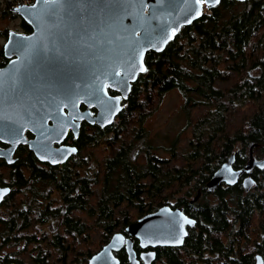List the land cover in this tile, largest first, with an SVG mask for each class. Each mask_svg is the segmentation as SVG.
<instances>
[{
  "label": "trees",
  "instance_id": "16d2710c",
  "mask_svg": "<svg viewBox=\"0 0 264 264\" xmlns=\"http://www.w3.org/2000/svg\"><path fill=\"white\" fill-rule=\"evenodd\" d=\"M23 25L26 33L32 31L24 21ZM145 64L147 71L132 85L131 94L127 101L123 100V109L116 122L105 130L97 126L94 131L91 127L92 135L83 133L77 142L92 150L103 146L110 151L111 155L103 164L90 163L89 157L85 160L79 155L77 160L72 158L62 165L45 167L29 157L26 162L9 170L11 186L23 188L31 195L13 207L10 204L18 193L11 191L0 205V209H7L5 214L0 211V258H5L0 264L10 262L1 256L2 250L18 241V232L35 224L56 227L54 231L57 235L53 237L52 229L45 232L32 229L43 238H21L43 255L38 260L34 259V264H49L47 255L61 257V254L64 264L70 254L73 256L71 264H86L75 247L77 249L81 240L85 241L88 232L101 225L105 227L103 235L107 240L115 234L117 216L114 211L122 203L137 202L143 209L144 204L151 205L145 212L151 213L157 210L158 207L153 210L156 206L152 205L158 199L156 205L160 207L184 205V211L196 224L187 228L188 236L181 254L180 248H159L153 264H211V261L218 264H256L257 254L264 264V222L259 224L258 230L249 232L251 221L264 211V171L260 172L256 167L254 174H249L255 181V187L249 192L240 183L235 186L221 185L213 192L207 189L213 173L232 155L235 158L233 169L245 167L250 147L254 144L258 145L256 154L264 157V0H223L217 7L205 9L199 20L179 31L165 51L149 52ZM174 89L187 95L189 101L195 100L189 96L194 92L200 98L197 102L214 105V111L205 121L210 123L213 133L203 142L202 132L198 134L197 144L189 154L190 163L183 168L169 170V166L164 165L166 160L148 155L139 165L140 160L136 161L138 151L132 154L135 146L129 144L131 134L128 126L138 125L136 138L143 137L145 112L140 110L145 102L142 96L146 94L149 100L154 92L161 94ZM110 94L117 93L110 90ZM197 102L194 101V104ZM138 112L140 114L136 116ZM235 113L237 116L240 113V117L235 118ZM220 132L223 134V146L217 151L213 147V139ZM93 139L97 143L90 146ZM99 139L105 141L99 145ZM141 148L150 153L144 146ZM195 162H201L200 169L194 168ZM198 176L199 179H196ZM182 181L186 184L194 181L189 192L201 188V196L192 202L197 192L192 199L187 196L181 203L179 199L174 205L169 204L172 198L163 196L164 191ZM99 185L100 201L90 207L88 203L95 196L94 187ZM54 189L59 190L61 200L50 198ZM210 195H215L217 199L211 201ZM76 212L87 215L94 225L84 222ZM60 225L64 230L60 229ZM69 237L71 244L65 247L64 239ZM47 240L50 242L47 243ZM253 240L258 245L250 248ZM50 243L51 247H48ZM28 247H24L22 254L28 252ZM134 247L138 253L141 252L137 241H134ZM205 256L209 259L205 260ZM118 257L121 264H128L125 251L118 252Z\"/></svg>",
  "mask_w": 264,
  "mask_h": 264
},
{
  "label": "water",
  "instance_id": "95a60500",
  "mask_svg": "<svg viewBox=\"0 0 264 264\" xmlns=\"http://www.w3.org/2000/svg\"><path fill=\"white\" fill-rule=\"evenodd\" d=\"M221 1L37 0L17 8L15 13L32 32H10L5 46L9 62L0 69V140L11 146L0 151V157L11 164L16 148L29 143L39 161L52 166L66 163L78 150L61 144L70 130L77 137L80 123L76 119L102 129L111 126L123 109L122 100L129 98L132 85L147 71L146 55L165 51L183 27ZM109 90L120 95L111 96ZM81 104L87 111L80 110ZM91 108L97 109L95 116ZM26 131L35 139L28 141ZM55 144L60 146L55 148ZM255 147H250L244 168L233 169L234 155L223 163L208 181V191L224 183L234 186L243 173L264 169V160L253 156ZM242 184L249 192L255 181L248 176ZM11 191L0 187V205ZM200 196L198 192L192 202ZM195 224L180 207L161 206L126 226L129 237L113 234L89 264H121L115 253L123 249L128 264H153L157 248L182 247L186 227ZM134 239L143 249L140 254ZM255 259L256 264H263L259 254Z\"/></svg>",
  "mask_w": 264,
  "mask_h": 264
},
{
  "label": "rangeland",
  "instance_id": "374dc122",
  "mask_svg": "<svg viewBox=\"0 0 264 264\" xmlns=\"http://www.w3.org/2000/svg\"><path fill=\"white\" fill-rule=\"evenodd\" d=\"M12 1L13 0H8L9 5L7 6L8 4L7 0H0V3L1 2L3 4L7 3L6 7L8 9V14L6 18L0 21V29L5 28L6 26L10 28H15L19 26L18 25L19 21L15 19L16 16L10 15L11 13H15L12 9L13 6L11 5ZM189 96L190 98L195 100L189 101L187 95H185L179 89L169 90L161 94L158 91L154 92L152 98L149 100L147 99L146 94L142 96V100L145 102V106L140 110V112L141 111L145 112L142 124L144 131L148 133L146 134L145 132H143V137L136 138L138 125L131 124L128 126V131L131 134L129 135V144H132L130 146H135L132 149V154L138 151V154L136 155L137 156L136 161L140 160L139 165H141L143 161L146 160L148 155V156H155V158L159 157L162 160H166L167 163H165L164 165H168L169 170L183 168L190 163L189 159L191 158L189 154L190 151L192 150V147L197 144L198 134H201L202 132L204 138L202 142L207 141L209 139V136L212 135L213 133L212 126L210 125V123H205V121L206 118L209 116V114L212 112L214 105L197 102L200 98H198V96L194 94V92H191ZM194 101L197 102L196 103L197 105L194 104ZM139 114L140 113L138 112L136 116H139ZM234 117L235 118L240 117V113L238 114V116L235 113ZM229 125L231 127L232 124L230 123ZM225 131L228 132L229 128L226 129ZM86 132L92 135L93 130L92 128H90L87 129ZM222 135L223 134L220 132L218 136L217 137L215 136L213 139V147L217 151H220L223 146V142H222L223 139L221 138ZM98 141L100 145V143L104 142L105 140L99 139ZM96 143L97 140L93 139L89 144L90 146H93ZM255 145L256 147L254 148V152L258 146L257 144ZM143 146L148 151H150L149 154H147L146 151H144L141 148ZM237 149H239V145L237 146ZM109 155H111L110 151L105 150L103 146L100 147L98 146L94 150L81 146L80 157L85 158V160H87V157H89L90 163L94 162L96 164L98 163L103 164L104 161L107 158H109L108 157ZM75 158H76L75 160H77L78 156H76ZM193 164L195 165L194 166L195 169L201 168L200 165L201 162H195ZM28 176L29 173L27 177ZM3 177L8 179L9 170L7 172H4ZM197 178L199 179V176L196 177V179ZM192 184H194V181H192ZM192 184H186L184 181L176 182L174 185L169 186L167 190L164 191L163 196L168 197V199L172 198L169 202V204L172 205H174V202L178 201L180 198H185L188 196L190 197V199H192V197L197 192H201V188H199L198 190L197 189L192 190V192L190 193L189 191L191 190ZM54 191L56 193H54ZM54 191L50 196V198H52L55 201L61 200L59 190L54 189ZM94 191H95V196L93 197L92 200L90 199L91 204L88 203L90 207L96 206V204L100 201L98 195H100L101 193V186L99 185L94 187ZM57 196H59V198ZM209 198L211 199V201H213L214 198L215 200L217 199L215 195H210ZM24 199H26L25 194L16 195L15 200H13V203L10 204V206L15 207L16 204H18V202H23ZM158 200L154 201L155 203H153L152 206H156V207H153V210H155L157 207L160 208L158 204L156 205V202ZM144 205L145 208L143 209L139 204H137V202H133L132 204L127 202L122 203L118 207V209L114 211V214L117 216L115 217L117 225L113 233L120 232L123 229L125 230L126 226H128L129 223H134L139 218L146 215L147 213L145 212L147 211L148 208L151 207V205H147V204ZM0 211H2L4 214L7 213V209L5 207H2ZM121 213H123V216H121ZM76 215L81 217L84 220V222L88 223L89 225L92 226L94 225V221L91 219L89 220V217L84 213L76 212ZM119 217L122 218L120 219ZM6 221L7 220L4 218V222ZM262 221L264 222V211L261 212L260 215L257 214V217L254 219L253 222L251 221L249 225L250 227L249 232L252 233L256 231V229L258 230L259 224H261ZM60 229L64 230V227L60 225ZM104 229L105 227L101 225L99 226L97 225L95 228H93L90 232L86 234L87 238L85 239V241L81 240V243L77 247V249L75 247V251L79 253L84 263L86 262L87 264L89 258L91 257V254H95L99 252L101 248L104 245H106V243H108V241L111 239V237L108 238L107 240L105 239V236L103 235L105 234ZM16 232H18L17 227H16ZM27 232L28 229L18 232V236H17L18 241H14L13 243L14 249L9 248V251L12 252L13 250H16V253L12 256H16V258L19 260L21 259L22 261L25 262V264H32L33 260L30 259L29 255L26 254L22 256V252L20 251L21 237L27 235L28 234ZM126 235L127 237H129L127 233ZM249 236L250 238H253V235L249 234ZM135 240L138 242L137 239ZM257 245L258 243L256 244V240L250 242V246H251L250 248L257 247ZM115 255L120 260V258L118 257V253H115ZM208 257L209 256H205L204 259L208 260L209 259ZM215 258L217 259V256ZM204 259H201L203 263H205ZM72 260H73V256L71 254V256L69 257V261ZM213 261L215 262L216 260ZM223 261L225 260L223 259ZM188 263L189 262H186V264ZM211 264H218V263L217 262L212 263L211 261Z\"/></svg>",
  "mask_w": 264,
  "mask_h": 264
},
{
  "label": "flooded vegetation",
  "instance_id": "af4514ba",
  "mask_svg": "<svg viewBox=\"0 0 264 264\" xmlns=\"http://www.w3.org/2000/svg\"><path fill=\"white\" fill-rule=\"evenodd\" d=\"M7 4V3H6ZM6 4H3L2 2L0 3V21H2L4 18H6V16H7V14H8V9H7V7H6ZM7 6H8V4H7ZM11 16H16V20L17 21H19V26H17V27H15V28H10V27H5V28H2V29H0V69H3L2 67H4V66H6L7 64H8V62H9V59L6 57V54H5V46H6V44H7V42H8V39H9V35H10V32H16V33H21V34H25V35H29V34H31V32L30 33H26L25 31H24V25H23V20L16 14V13H11L10 14ZM112 91V90H111ZM112 92H114V93H117V92H115V91H112ZM109 94H110V90H109ZM111 96H119L120 94L119 93H117L116 95L115 94H110ZM122 104H123V100H122ZM80 110L82 111V112H85L86 110H87V106L85 105V104H81L80 105ZM97 109L96 108H91V114H92V116H95L96 114H97ZM67 113V112H66ZM116 120H117V117L115 118V120H114V122H116ZM51 126H53V122H52V120H49V122H48ZM76 123H77V125H79V123H80V125H79V129H78V135H77V137L74 135V133H73V131L72 130H70L69 132H68V137H67V140L66 141H64L61 145H66V146H70V147H75V148H77L78 147V149H79V151H77V153L76 154H74V155H72L70 158H69V160L68 161H70L72 158H75L76 156H79L80 154H81V146L79 145V144H77V142L79 141V139H80V137H81V135L84 133L85 135H86V130L87 129H90L91 127H93V130L95 131V127H97L98 125H91V124H89L87 121H78V120H76ZM99 127V126H98ZM106 129V128H105ZM105 129H102L101 128V130H105ZM25 136H26V138L28 139V140H32V139H35V136L33 135V133H31L30 131H26V133H25ZM10 144H8V143H5V142H3L2 140H0V151H2V152H4V151H6L7 149H9L10 148ZM60 145H58V144H55L54 145V147L55 148H57V147H59ZM77 149V150H78ZM257 151L256 152H254V158L256 159V160H264V157H259L257 154ZM249 156V155H248ZM31 158V159H33V158H35L36 160H37V163H40L41 165H43V166H49L50 164L49 163H47V162H41V161H39V159L36 157V154L32 151V150H30V147H29V145L28 144H21V145H19L17 148H16V150L14 151V154L12 155V160H15L13 163H9V161H8V158H6V157H4V156H1L0 157V187H2V188H5V187H10L11 186V184H10V182H9V179H7V178H4L3 176H4V172H7L8 170H10V169H13L16 165H18V164H21V163H23V162H26V160L28 159V158ZM247 163V162H246ZM50 166H52V165H50ZM21 167L22 168H25V167H27L28 168V166H25V165H21ZM53 167H55V166H53ZM234 170H240V169H234ZM264 171V169H260V172H263ZM254 172H255V169L251 172V173H243V175H242V177L239 179V181H238V185H239V183L241 184V185H243L242 184V182H243V179H245L246 177H248V176H250L249 174H254ZM245 174H248V175H245ZM12 183V182H11ZM236 184V185H237ZM10 185V186H9ZM223 185H227V184H223ZM227 186H229V185H227ZM235 186V185H234ZM243 187V186H242ZM11 190L12 191H14V192H16V193H18V195H22V194H25L26 196H30L31 195V193H29V191H26V190H24L23 188H14L13 186H11ZM252 192H253V190H252ZM13 193V192H12ZM201 194H202V192H200ZM52 194V193H51ZM182 199H184V198H180V203H181V200ZM194 199V198H193ZM193 199L191 200V201H193ZM5 202V198L2 200V204ZM196 202V201H195ZM190 204H192V203H190ZM184 205H180V209H182V211H183V213L188 217V218H191V219H193L189 214H187L186 213V211H184ZM48 228H47V227ZM189 226H187L186 227V230H187V228H188ZM56 227H52V226H48L47 224H35V225H30V226H28V234L27 235H25V236H23V237H21V238H26V237H30V238H34V239H39V238H42L43 237V235H36L33 231H32V229H36V230H39V231H43V232H45L46 230H53V231H50L52 234H53V237H55L57 234L55 233V231L54 230H56L55 229ZM27 229H25V230H27ZM24 231V230H23ZM187 236H188V234H187ZM45 238V237H44ZM187 238V237H186ZM186 238H185V240H186ZM71 237H69V239H64V241H65V247H67V245H69V244H71ZM134 241H136L135 239H134ZM47 243H49L50 242V240H47L46 241ZM13 243L14 242H12L10 245H8V246H6V248L4 249V250H2V252H1V256L2 257H6V258H8V260H10V262H6L5 264H25V262L24 261H22L21 259L19 260V259H17L16 258V256H12V255H14L15 253H16V250H13L12 252H10L9 251V248H12V249H14V246H13ZM139 243V242H138ZM20 244H21V248H20V251L22 252V250L24 249V247H28V252L27 253H25V254H22V256L23 255H26V254H28L29 255V257H30V259L31 260H33L32 261V264H34V259L35 260H38L37 258H39L40 256H43V255H39V251L38 250H36V248L35 247H32L31 245H29L28 243H27V241H25V240H22L21 242H20ZM5 245V244H4ZM3 245V246H4ZM43 245L45 246V242H44V240H43ZM184 246V245H183ZM183 246L182 247H180V254L183 252L182 251V249H183ZM48 247H51V243H50V245L48 246ZM135 248V247H134ZM159 248H157L156 249V252H157V250H158ZM123 251H125V253H126V250L125 249H123ZM143 251V249H141V252ZM48 252H50V253H52L53 251H48ZM137 252V251H136ZM140 252V253H141ZM54 253V252H53ZM71 253V250H69L68 251V254H70ZM138 253V252H137ZM140 253H138V254H140ZM55 254V253H54ZM71 255V254H70ZM21 256V257H22ZM47 258H48V261H49V264H64L63 263V257H62V254H61V257H55V256H49V255H47L46 256ZM69 255L66 257V264H71V261H69ZM51 259V260H50ZM127 259H128V257H127ZM1 261H5V258H0V262Z\"/></svg>",
  "mask_w": 264,
  "mask_h": 264
},
{
  "label": "built area",
  "instance_id": "2783aa9c",
  "mask_svg": "<svg viewBox=\"0 0 264 264\" xmlns=\"http://www.w3.org/2000/svg\"><path fill=\"white\" fill-rule=\"evenodd\" d=\"M35 2H36V0H13L11 3L15 8V7H20V6H24V5H31Z\"/></svg>",
  "mask_w": 264,
  "mask_h": 264
},
{
  "label": "bare ground",
  "instance_id": "6f19581e",
  "mask_svg": "<svg viewBox=\"0 0 264 264\" xmlns=\"http://www.w3.org/2000/svg\"><path fill=\"white\" fill-rule=\"evenodd\" d=\"M145 74V73H144ZM127 101V100H126ZM76 120H78V121H81L80 119H76ZM25 138H26V136H25ZM27 139V138H26ZM28 141H31V140H28ZM28 145H29V147H30V144L28 143ZM30 150H32L31 148H30ZM34 153H35V151L34 150H32ZM36 154V153H35ZM2 204V203H1ZM155 212V211H154ZM152 213V212H151ZM122 233H124V235L127 237V235H126V233L125 232H122ZM96 254V253H95ZM94 254V255H95ZM91 259V258H90ZM89 259V260H90ZM118 259V258H117ZM119 260V259H118ZM121 262V261H120ZM88 264H89V261H88Z\"/></svg>",
  "mask_w": 264,
  "mask_h": 264
},
{
  "label": "clouds",
  "instance_id": "9594fccd",
  "mask_svg": "<svg viewBox=\"0 0 264 264\" xmlns=\"http://www.w3.org/2000/svg\"><path fill=\"white\" fill-rule=\"evenodd\" d=\"M8 1V0H7ZM36 2H37V0H36ZM35 2V3H36ZM35 3H33V4H35ZM33 4H31V5H33ZM8 5H9V2H8ZM11 5H12V3H11ZM24 6H29V5H24ZM20 7H22V6H20ZM20 7H15L14 8V6H12V9H13V11L15 12L16 10H17V8H20ZM19 16V15H18ZM20 17V16H19ZM21 18V17H20ZM22 19V18H21Z\"/></svg>",
  "mask_w": 264,
  "mask_h": 264
},
{
  "label": "snow or ice",
  "instance_id": "6c2138e0",
  "mask_svg": "<svg viewBox=\"0 0 264 264\" xmlns=\"http://www.w3.org/2000/svg\"><path fill=\"white\" fill-rule=\"evenodd\" d=\"M199 2H202V0H199Z\"/></svg>",
  "mask_w": 264,
  "mask_h": 264
}]
</instances>
